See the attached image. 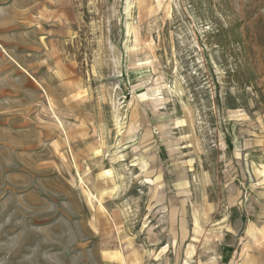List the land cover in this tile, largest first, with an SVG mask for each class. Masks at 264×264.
<instances>
[{"label": "rangeland", "instance_id": "374dc122", "mask_svg": "<svg viewBox=\"0 0 264 264\" xmlns=\"http://www.w3.org/2000/svg\"><path fill=\"white\" fill-rule=\"evenodd\" d=\"M0 264H264V0H0Z\"/></svg>", "mask_w": 264, "mask_h": 264}]
</instances>
